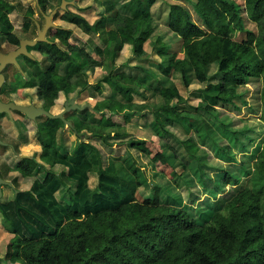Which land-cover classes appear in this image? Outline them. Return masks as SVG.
<instances>
[{
  "label": "trees",
  "instance_id": "1",
  "mask_svg": "<svg viewBox=\"0 0 264 264\" xmlns=\"http://www.w3.org/2000/svg\"><path fill=\"white\" fill-rule=\"evenodd\" d=\"M168 1L103 0L109 10L114 9L105 23L112 39L111 61L125 44L133 46L137 57L142 56L144 43L153 36L159 21L179 37L184 47V37L178 34L172 18L180 12L190 36H207L214 23L224 28L223 20H229V27L243 35L235 41L251 46L258 58V72L230 84L226 57L207 59L199 49L196 60L206 86L197 105H186L173 83V74L179 73L187 87L193 76L197 78L196 67L187 63L184 49L181 65L175 67V55L159 34V72L137 78L108 73L99 79L94 89L101 93L106 84L111 94L91 108L99 118L93 115L88 120L84 115L73 120V131L79 136L80 127L90 121L93 136L105 142L113 132L110 114L120 115L126 122L134 116L146 117L165 148L153 160L167 164L170 175L159 174L151 196L138 201L137 189L149 182L135 156L104 161L100 149L85 140L69 154L56 141L57 126L48 125V143L38 159L24 156L10 167L23 177L42 171V178L33 180L28 190H18L11 199L0 200V216L13 234L6 252L10 263L264 264V0ZM35 3L41 16L40 11L46 13L56 7L51 0ZM160 3L168 8L167 14L153 10ZM14 9L7 0H0L4 38L18 44L9 19ZM31 15L25 16L22 29L33 38L36 26ZM60 19L87 34L95 28L84 16L68 9ZM72 34V29L58 26L48 31V39L54 44L29 47L50 62L48 68L32 72L29 83L37 87L41 99L47 96L48 106L59 92H75L78 76L85 77L88 71L103 65V49L93 47L96 59L86 48L69 42ZM233 65L252 67L238 62ZM158 75L165 78H158L153 87L156 101L134 102L133 94H138V89L132 82L147 83ZM243 109L246 117L229 116ZM176 126L183 129L182 138L172 134ZM169 136L183 152L168 144ZM57 165L65 169L64 174L54 171ZM91 174L96 175L94 187L89 184ZM67 181L72 183L68 198L58 200L55 194L67 188Z\"/></svg>",
  "mask_w": 264,
  "mask_h": 264
},
{
  "label": "rangeland",
  "instance_id": "2",
  "mask_svg": "<svg viewBox=\"0 0 264 264\" xmlns=\"http://www.w3.org/2000/svg\"><path fill=\"white\" fill-rule=\"evenodd\" d=\"M15 6L13 12L9 14V19L13 25V31L11 34L17 36L18 38L27 35L23 32V24L26 20L27 15L32 13V17L38 22V24L43 26V17L39 14L36 8L35 0H7ZM52 5L58 6L59 3L57 0H51ZM83 0H74L73 5H68V10L72 12L81 14L80 11L83 9L78 5L82 4ZM169 0L168 2H170ZM173 2V1H171ZM103 5V7H102ZM84 17L95 25L94 31L87 34L84 33L78 27L67 23L60 19L61 14L64 12L62 10L57 11L53 16L52 21L58 26H70L72 29V36L69 39V42L77 46L86 48V50L92 54L96 59L98 56L93 52L94 46H99L103 49V65L101 67H95L88 71L87 75L84 77L78 76L77 83L78 89L70 93L68 96H74L77 104H81V107H84L82 110H72L71 120L77 118L88 117L90 120L91 116H96L99 118V114L91 112V108L95 105L96 102L107 98L111 94L110 87L104 85V88L101 93H98L94 89V84L104 77L108 73L115 74H125L132 78L145 77L150 73L159 72L157 62L161 60L159 56V50L161 48V43L157 42L159 34H163L162 43H165L168 48V51L174 53L172 64L175 67L181 65V59L183 58V49L187 53L189 59L187 63L193 64L196 67L197 78L192 77V81L189 86L185 87L181 81L179 73L173 74V83L177 86L181 96L185 99L186 105L195 106L200 102V91L206 86V83L202 80L199 70V64L196 60L198 56V50H202L207 59H212L215 56H224L227 59L226 70H227V79L230 84L241 82L245 79L246 74H254L258 72L259 60L255 56L251 46L246 44H241L235 41L240 40L243 35L232 30L231 25H228L226 20H223L225 33H223V25L213 24L212 32L203 37L190 36L187 29L183 26V16L180 12H177L173 18V25L177 28L178 34L184 37L185 43L182 47L179 37L171 33L166 27L163 21H159L158 26L151 36L144 43L145 53L137 57L133 53V46H128L126 49H123L120 52L119 56L111 61L109 52L111 48L112 39L106 34V16L109 13H113L114 9H108L107 5L103 4V0H84ZM105 9V10H104ZM52 8H49L46 11L48 14ZM104 10V11H103ZM154 11L164 10L167 14L168 8L165 4L160 3L155 6ZM30 12V13H29ZM195 18V16H194ZM230 28V29H229ZM55 28L50 27V32ZM48 30V31H49ZM228 34V35H227ZM30 36V35H29ZM13 43H10L7 39L4 38V33L0 28V51H7L14 47ZM37 60L42 67L48 68L50 62L47 57L40 52H36ZM238 62L242 65L243 63L249 64L251 69L246 67L234 66L233 63ZM13 68L8 66L5 70L7 80L4 83V91L7 93L8 89L13 86L11 74L13 73ZM164 79L162 75H158L154 80H149L147 83L141 84L138 81L132 82L134 86L138 89V94H133V101L137 103L147 101H156L153 96V87L157 84L158 78ZM84 82L86 86L84 87ZM82 88V89H81ZM81 90V91H80ZM250 90H255V87H250ZM80 91V92H79ZM79 92V93H78ZM146 96L144 98L143 96ZM49 96V95H48ZM13 98H16L13 95ZM33 99L37 101L36 96L34 95ZM42 99L39 97V101ZM42 102V101H41ZM63 95L61 92L58 93L57 98L53 100L52 104L49 106L50 111L53 114L59 113L62 108ZM184 105V104H183ZM87 109L84 113V109ZM245 109L238 115L230 113L229 116L233 118H242L246 117ZM159 116L162 117L161 114ZM110 122L113 125L111 135L101 142L98 138L93 136V125L90 121L85 122L80 127V135H76L72 127L62 128L61 124L56 119H46L45 117L37 118V121H41L38 131H36L28 123V126L19 127L14 126L10 121H7L5 118H0V139L1 141H6L12 143L17 149V155H13L8 148L0 146V175L6 181L10 182L14 187L2 185V196L0 197L2 201L9 200L13 197L16 190H28L31 186L33 180L41 179L43 172L40 171L36 175L30 177H23L19 172L10 169V167L19 160L20 156H35L38 159V154L41 152L42 147L48 143V137L46 135V128L48 124H55L57 127L56 141L62 147L66 148L69 154H72L74 149L78 146L80 141L85 140L95 144L101 151L104 161H107L116 157H125L128 154H131L136 157V164L144 171L148 179L149 185L142 186L137 189L136 198L138 201H142L144 198L151 196L152 187L157 183L159 174L166 175L169 177L171 168L167 164H161L158 161L153 160V157L158 152H162L165 148L163 147V141L155 136L153 131L148 125L146 117L134 116L130 121H125L120 115H109ZM163 118V117H162ZM47 120V121H46ZM43 121H46L43 124ZM118 135H117V134ZM175 137L182 138L184 136V131L182 128L176 126L173 128ZM168 144H170L175 150L183 152V148L179 146V143L175 141L174 137L168 138ZM168 154L170 151L167 152ZM201 153V151H198ZM54 171L60 174H64V168L57 165L53 167ZM177 171H180L178 166H175ZM89 184L91 187H94L96 184V175L91 174ZM72 189V183L67 181V188L57 192L55 194L58 200H66L68 198V193ZM13 234L10 230V225L3 221L0 216V264H23L22 261H17L10 263L8 257L6 256L7 247L9 242H11Z\"/></svg>",
  "mask_w": 264,
  "mask_h": 264
},
{
  "label": "flooded vegetation",
  "instance_id": "3",
  "mask_svg": "<svg viewBox=\"0 0 264 264\" xmlns=\"http://www.w3.org/2000/svg\"><path fill=\"white\" fill-rule=\"evenodd\" d=\"M43 21H44L43 22V26H44V23H45L44 18H43ZM33 22L35 23V26H36V23H38V22H36L35 19H33ZM48 30H47V33L45 35L47 39H48ZM36 35H37V32H36ZM36 35L33 38H30V36L24 35V36L20 37L18 40H20V39H34L36 37ZM48 40L51 41L50 39H48ZM51 42H54V41H51ZM48 44H52V43H48ZM17 46H18V44L14 45L13 48H11L5 52H3V51H1V52L7 53L10 50H14ZM27 50L33 56V59L28 57V56L19 55L16 58V60L19 64V67H16L14 64H7L1 70V73L4 75V79H5L4 83L7 80V76L5 73L6 68L8 66H11L14 71L11 74L13 86L10 88V90L8 89L7 93L4 91V88H3L4 83L0 87V101L4 102V103L14 102L16 104H22V105H33L36 108H43V109H45L51 113L50 107L48 106V104L46 102L47 96L43 97V99L41 100L42 102L39 101V95H38L37 87L33 86V85H29V83L31 81L32 72H34L35 70H38V69L44 70V69H46V67H42L39 64V61L37 60V57H36L37 50L30 49L29 47H27ZM61 93L63 95V102H62V108H61V111H62L65 109V102L68 99L75 98V97L74 96H68L64 92H61ZM13 95L16 98H13ZM34 95L36 96L37 101H35L33 99ZM78 105L82 106L81 104H78ZM71 112H72V110L67 111L63 115L64 120L67 122H70L71 126H68V124H66V122H64L63 120L56 119L60 122L62 128L72 127V120L70 117ZM1 117L5 118L7 121H10L14 126L24 127V126H28V123H31V125H33V127L36 131H38V127H39L40 123H42L41 121H37V118H39V117H37L35 120H30L23 113H21L17 110H11L10 114L2 113V114H0V118ZM40 117H42V116H40ZM43 117H45L46 119H49L48 117H46L44 115H43ZM46 121H43V124L45 123V126L47 125ZM0 124H1V122H0ZM48 125H50V124H48ZM0 141H1V139H0ZM1 142H3V143H0V146H2L4 148H8L9 151L13 155H17V149L12 143L6 142L3 140ZM21 157H24V156L21 155L20 158ZM0 177L2 178L1 175H0ZM4 180H6V179H4ZM6 186L14 187L11 183H10V185H6Z\"/></svg>",
  "mask_w": 264,
  "mask_h": 264
},
{
  "label": "water",
  "instance_id": "4",
  "mask_svg": "<svg viewBox=\"0 0 264 264\" xmlns=\"http://www.w3.org/2000/svg\"><path fill=\"white\" fill-rule=\"evenodd\" d=\"M35 2H37V0H35ZM73 4H74V0H61L60 4L54 7L48 14L40 11L45 20V23L43 27H41L38 23H36V32H37L36 37L34 39H20L18 41V46L14 50H10L7 53H3L0 51V87L5 80L4 75L1 73V70L4 68L5 65L14 64L16 67H19V64L16 60V58L19 55L28 56L33 59V56L30 54V52H28L27 47H33L37 43H52V44L55 43L49 41L45 36L47 30L50 27L53 28L58 27V25H56L52 21V18L57 13V11L59 10L66 11L68 9L67 6ZM83 108L84 107H81L77 104L75 98L68 99L65 102V109L56 114L50 113L49 111L43 108H36L33 105H22V104H16L14 102L4 103L0 101V114L2 113L10 114L11 110H17L23 113L30 120H35L37 117L44 115L49 119L63 120L64 122H66V124H68V126H71V123L64 120L63 117L64 113L74 109L82 110ZM0 143L3 142L0 141ZM2 185H10V182L0 177V197L2 196ZM17 191L18 190H16L15 193Z\"/></svg>",
  "mask_w": 264,
  "mask_h": 264
},
{
  "label": "crops",
  "instance_id": "5",
  "mask_svg": "<svg viewBox=\"0 0 264 264\" xmlns=\"http://www.w3.org/2000/svg\"><path fill=\"white\" fill-rule=\"evenodd\" d=\"M80 8H82L83 10H84V7H86V6H84V0L82 1V4H79L78 5ZM102 7H103V5H102ZM104 8V7H103ZM80 11L81 12V14H83V16H84V11ZM105 10V9H104ZM103 10V11H104ZM107 17V16H106ZM91 23V22H90ZM92 24V23H91ZM105 24V23H104ZM63 27V26H62ZM66 28H70V26H65ZM71 29V28H70ZM106 34H107V31H106ZM128 46H132V45H129V44H125L124 46H123V48H122V50H121V52L123 51V49H126V47H128ZM97 68V67H96ZM83 127H84V125H83Z\"/></svg>",
  "mask_w": 264,
  "mask_h": 264
}]
</instances>
